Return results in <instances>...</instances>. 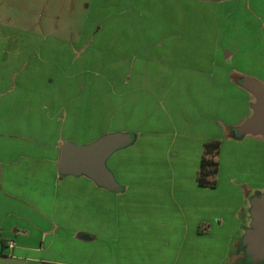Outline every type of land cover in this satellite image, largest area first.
<instances>
[{
	"label": "rangeland",
	"instance_id": "1",
	"mask_svg": "<svg viewBox=\"0 0 264 264\" xmlns=\"http://www.w3.org/2000/svg\"><path fill=\"white\" fill-rule=\"evenodd\" d=\"M190 2L191 10L184 11L188 21L185 27L173 26L171 0H0V37L8 43L17 42L20 51V61L11 77L18 86L13 93L17 97L13 110L18 111V123L13 125L20 135H37L47 144L66 137L80 146L117 131L135 136L109 162L115 169L121 160L128 173L126 179L117 175L126 187L113 193V229L125 234L144 228L151 233L160 223L149 212L163 200L153 202L149 196L163 184L162 180H170L168 170L174 159L168 152L174 141V127L163 116L160 102H183L185 111L189 103L199 110L200 117L218 115L219 98L230 93H212L213 87L220 84L206 73L214 56L230 71V82L250 77L264 83V0ZM165 36H180V42L174 47L156 43ZM242 38L252 42L245 44ZM165 48H174L173 60L164 55L158 58ZM159 63L174 70L177 80L173 81L171 71L159 70ZM48 103L60 112L54 118L42 111ZM176 114L183 117L185 113ZM151 126L171 133L167 140L145 134L141 149L139 138ZM229 133L230 130L228 137ZM221 141L217 180L222 187L218 193H210L212 212L218 203L224 206L225 196L253 190L249 182L255 171L251 174L238 166L235 147L230 145L233 141ZM263 151L259 150L261 155ZM195 164L192 161L191 167ZM191 175L190 171L181 173L180 178L190 180ZM124 204L129 213L126 222L119 215ZM157 210L164 212L162 207ZM237 248L232 249L233 259L221 262L224 252H214L213 248L194 259L191 252L168 250L164 245L158 250H146L133 239L128 245H120V255L126 253L128 264H251Z\"/></svg>",
	"mask_w": 264,
	"mask_h": 264
},
{
	"label": "crops",
	"instance_id": "2",
	"mask_svg": "<svg viewBox=\"0 0 264 264\" xmlns=\"http://www.w3.org/2000/svg\"><path fill=\"white\" fill-rule=\"evenodd\" d=\"M190 1L171 0L174 7L173 26L185 24L187 27L184 11L191 10ZM166 18L168 22L169 17ZM179 38L165 36L156 43H170L174 47L180 42ZM242 40L245 44L252 42L251 39ZM16 43H8L0 37V264H128L126 253L123 251L120 255V245H128L133 239L146 250L148 247L158 250L164 245L168 250L191 252L190 257L198 259L202 257L200 252L213 248L214 252H224L220 255L221 262L233 259L232 249L239 246L244 229L250 223L251 197L264 191V154L259 152L264 149V136L246 134L239 139L227 136L228 130H236L253 115L252 106L256 99L242 83L230 82V71L224 64L218 63L217 56L213 57L206 72L209 79L220 83L213 87L212 93H230V96H221L222 100L219 98L218 115L200 117L199 110L195 111L189 103L185 111L183 102L172 100L167 105L160 102L163 116L174 127V141L168 146L169 155L174 156L168 170L170 180H162L163 184L149 196L153 202L163 200L162 204L155 203L154 210L149 212L152 218L161 220L156 219L160 223L151 233L145 228L135 233L130 230L125 237V232L113 229L116 215L113 191L100 187L85 175L60 174L62 144L73 140L60 137L53 144H47L37 135H20L17 126L13 125L18 123V111L13 110L18 104L17 97L13 95L18 86L11 82L20 61ZM163 50L164 54L161 52L158 58L174 59V48ZM144 60L149 61V58L144 57ZM159 65V70L171 71L173 81L174 78L177 80L178 73L175 77L174 70L169 71L168 66ZM42 107L49 118L60 113L53 110L49 103ZM178 111L185 113L184 116H178ZM175 116L178 118L175 119ZM111 121L114 127L115 114ZM117 122L120 123L119 120ZM149 128L150 131L139 138L141 149L144 148L141 141L145 134L167 140L171 133L153 126ZM222 129L226 131V136ZM214 139L233 141L234 144L230 145L235 147L240 161L238 166L243 171L252 174L254 170L255 173L251 180L253 183L248 181L254 191L247 194L241 191L235 197L225 196L227 201L224 206L218 203L215 206L217 210L212 212L210 193H218L221 183L218 182L215 188L202 187L197 175L203 156L202 146ZM147 146L153 148V145ZM113 155L107 165L121 185L117 175L126 179L128 173L120 164L121 160L116 162L115 169L109 165ZM192 161L196 162L193 167ZM189 171L192 172L191 179L181 180L180 174ZM150 190L153 191L152 186ZM217 201L221 200L217 198ZM228 204L232 207L228 208ZM160 207L164 212L157 210ZM119 215L123 222L129 218L125 204Z\"/></svg>",
	"mask_w": 264,
	"mask_h": 264
},
{
	"label": "water",
	"instance_id": "3",
	"mask_svg": "<svg viewBox=\"0 0 264 264\" xmlns=\"http://www.w3.org/2000/svg\"><path fill=\"white\" fill-rule=\"evenodd\" d=\"M242 85L255 96L253 115L235 130V134H260L264 136V83L250 77L242 78ZM134 141L133 135L125 132H112L96 141L77 145L71 141L62 144L59 158V172L62 176H88L97 185L118 192L122 186L114 173L108 168L109 158L118 150ZM250 223L244 229L238 251L244 260L251 264L264 262V191L251 197Z\"/></svg>",
	"mask_w": 264,
	"mask_h": 264
},
{
	"label": "trees",
	"instance_id": "4",
	"mask_svg": "<svg viewBox=\"0 0 264 264\" xmlns=\"http://www.w3.org/2000/svg\"><path fill=\"white\" fill-rule=\"evenodd\" d=\"M241 84V81H236ZM229 137L242 138L243 136H237L234 128L230 129ZM135 139V136L133 135ZM222 141L220 139H214L204 144V152L201 161V167L198 171L197 181L202 187L215 188L218 185V174L220 170L219 156L221 152ZM124 187L122 186V190ZM121 190V191H122Z\"/></svg>",
	"mask_w": 264,
	"mask_h": 264
}]
</instances>
